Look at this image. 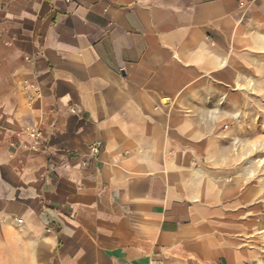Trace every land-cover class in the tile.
Here are the masks:
<instances>
[{"label":"crops","instance_id":"0c3cea01","mask_svg":"<svg viewBox=\"0 0 264 264\" xmlns=\"http://www.w3.org/2000/svg\"><path fill=\"white\" fill-rule=\"evenodd\" d=\"M262 54L264 0H0V264L264 261L221 145Z\"/></svg>","mask_w":264,"mask_h":264},{"label":"rangeland","instance_id":"374dc122","mask_svg":"<svg viewBox=\"0 0 264 264\" xmlns=\"http://www.w3.org/2000/svg\"><path fill=\"white\" fill-rule=\"evenodd\" d=\"M249 63V68L243 73V88L236 93L239 100L248 99L252 104L239 106L242 115L237 114L234 122L223 120L221 145L231 149L237 161L234 168L244 173L251 172L254 179L247 181V189L252 188L251 192L257 199L253 203L254 231L248 241L264 254V54L255 56ZM260 223L263 227H259ZM257 264H264V261Z\"/></svg>","mask_w":264,"mask_h":264},{"label":"built area","instance_id":"2783aa9c","mask_svg":"<svg viewBox=\"0 0 264 264\" xmlns=\"http://www.w3.org/2000/svg\"><path fill=\"white\" fill-rule=\"evenodd\" d=\"M27 135L30 139L33 140L32 148L40 150L42 148L43 134L36 128H30L27 132ZM103 143L100 140L94 141L89 147V151L86 157L85 164L88 163L91 159H96L101 153ZM66 166V164H64Z\"/></svg>","mask_w":264,"mask_h":264}]
</instances>
